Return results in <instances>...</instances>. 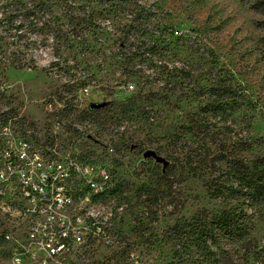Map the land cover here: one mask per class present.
I'll use <instances>...</instances> for the list:
<instances>
[{"label":"rangeland","instance_id":"374dc122","mask_svg":"<svg viewBox=\"0 0 264 264\" xmlns=\"http://www.w3.org/2000/svg\"><path fill=\"white\" fill-rule=\"evenodd\" d=\"M25 1L0 0V18L8 7L7 20L28 29L0 54V141L57 143L107 163L118 187L103 201L121 207L108 237L74 264H264V205L216 198L228 167L212 160L246 139L247 156L264 153L261 16L241 0H29L23 15ZM221 76L243 92L232 114H217L209 92ZM225 206L248 215L244 240L202 249L172 238L176 224Z\"/></svg>","mask_w":264,"mask_h":264},{"label":"built area","instance_id":"2783aa9c","mask_svg":"<svg viewBox=\"0 0 264 264\" xmlns=\"http://www.w3.org/2000/svg\"><path fill=\"white\" fill-rule=\"evenodd\" d=\"M1 138L0 245L6 264H74L82 249L108 237L121 207L103 202L118 192L107 163L74 156L57 143ZM85 180H93V187L80 192Z\"/></svg>","mask_w":264,"mask_h":264},{"label":"trees","instance_id":"16d2710c","mask_svg":"<svg viewBox=\"0 0 264 264\" xmlns=\"http://www.w3.org/2000/svg\"><path fill=\"white\" fill-rule=\"evenodd\" d=\"M25 2L23 15H28L35 10V6H31L29 0ZM241 2L261 16V20L257 22V25L264 29V0H241ZM6 10H8V14H12L8 7H6ZM8 14H5V18H0V23L6 22L5 27L0 28V54L5 52L3 44L7 43L6 40H10L12 37L13 41L18 43L19 38L28 30L25 26H14L11 18L7 20ZM9 62L18 67L27 66V63L16 59ZM209 92L214 98V109L217 110V114L228 110L232 114L233 111L239 109L245 103L244 98H242L241 87L225 76H221L210 87ZM232 132H235V130H232ZM241 144L243 147H237L235 141L232 147L219 145L218 152L212 160L213 162L226 163L228 168L225 173L228 177L227 180L221 181L214 188L213 194L216 198L223 197L227 193L237 194L244 199V204L257 208L262 204L264 205V153L249 157L246 152L252 149V140H241ZM206 153L202 154L203 159L201 160L203 162H205V158H208ZM171 231L172 238L177 240L184 237L189 241V246L194 244L202 249H208L211 245H214L220 248L223 240L234 242L244 240L248 236V215L237 207L225 206L212 212L203 210L196 213L191 221L176 224L171 228Z\"/></svg>","mask_w":264,"mask_h":264},{"label":"water","instance_id":"95a60500","mask_svg":"<svg viewBox=\"0 0 264 264\" xmlns=\"http://www.w3.org/2000/svg\"><path fill=\"white\" fill-rule=\"evenodd\" d=\"M103 105L104 104H102V103H92L91 108L98 109V108H101Z\"/></svg>","mask_w":264,"mask_h":264}]
</instances>
